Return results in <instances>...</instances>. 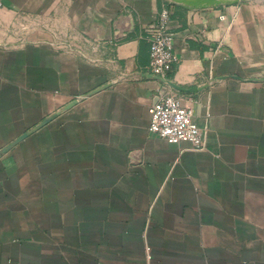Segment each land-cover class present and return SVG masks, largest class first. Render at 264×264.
Instances as JSON below:
<instances>
[{"label": "crops", "instance_id": "crops-1", "mask_svg": "<svg viewBox=\"0 0 264 264\" xmlns=\"http://www.w3.org/2000/svg\"><path fill=\"white\" fill-rule=\"evenodd\" d=\"M261 78L264 0H0V150L80 99L0 156V264H264ZM159 93L202 150L148 132Z\"/></svg>", "mask_w": 264, "mask_h": 264}, {"label": "built area", "instance_id": "built-area-1", "mask_svg": "<svg viewBox=\"0 0 264 264\" xmlns=\"http://www.w3.org/2000/svg\"><path fill=\"white\" fill-rule=\"evenodd\" d=\"M222 18V17H221ZM168 12L161 11L149 31V72L164 78L176 63L172 51L173 34L168 28ZM148 132L171 144L186 142L200 151L203 149L202 133L193 120L192 112L171 95L159 93L156 102L147 109Z\"/></svg>", "mask_w": 264, "mask_h": 264}, {"label": "water", "instance_id": "water-1", "mask_svg": "<svg viewBox=\"0 0 264 264\" xmlns=\"http://www.w3.org/2000/svg\"><path fill=\"white\" fill-rule=\"evenodd\" d=\"M170 3H173L175 5H178L180 7H183L185 9H190V10H198V9H207V8H216L220 6H226V5H234L238 3H244L250 0H166ZM234 79H239L236 76H232ZM249 82H264V78L261 79H249ZM96 91H93L94 93ZM80 99H76L66 105L61 111H58L47 118L43 119L36 127H34L31 131L24 133L20 135L17 139H15L12 143H10L8 146L4 147L3 149L0 150V156L4 154L6 151H8L11 147L16 145L18 142L26 138L28 135H30L32 132L35 130L39 129L40 127L44 126L51 120H53L55 117H57L60 113L63 111L70 109L72 106H74L76 103L79 102Z\"/></svg>", "mask_w": 264, "mask_h": 264}, {"label": "rangeland", "instance_id": "rangeland-1", "mask_svg": "<svg viewBox=\"0 0 264 264\" xmlns=\"http://www.w3.org/2000/svg\"><path fill=\"white\" fill-rule=\"evenodd\" d=\"M59 35H61L60 33H59ZM60 37V36H59Z\"/></svg>", "mask_w": 264, "mask_h": 264}]
</instances>
